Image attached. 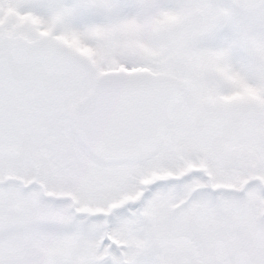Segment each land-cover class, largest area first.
Returning <instances> with one entry per match:
<instances>
[{
  "label": "snow or ice",
  "instance_id": "6c2138e0",
  "mask_svg": "<svg viewBox=\"0 0 264 264\" xmlns=\"http://www.w3.org/2000/svg\"><path fill=\"white\" fill-rule=\"evenodd\" d=\"M0 264H264V0H0Z\"/></svg>",
  "mask_w": 264,
  "mask_h": 264
}]
</instances>
